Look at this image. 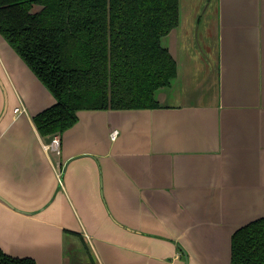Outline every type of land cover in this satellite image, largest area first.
<instances>
[{"label": "crops", "instance_id": "obj_1", "mask_svg": "<svg viewBox=\"0 0 264 264\" xmlns=\"http://www.w3.org/2000/svg\"><path fill=\"white\" fill-rule=\"evenodd\" d=\"M205 99L189 81L163 108L82 111L58 153L33 119L53 95L0 34V244L42 264H186L180 247L225 264L246 156L239 112Z\"/></svg>", "mask_w": 264, "mask_h": 264}, {"label": "trees", "instance_id": "obj_2", "mask_svg": "<svg viewBox=\"0 0 264 264\" xmlns=\"http://www.w3.org/2000/svg\"><path fill=\"white\" fill-rule=\"evenodd\" d=\"M178 21L179 0H0V32L57 98L35 116L43 135L82 108L159 106L177 74L161 38ZM0 264L39 263L0 247ZM233 264H264V217L234 234Z\"/></svg>", "mask_w": 264, "mask_h": 264}, {"label": "water", "instance_id": "obj_3", "mask_svg": "<svg viewBox=\"0 0 264 264\" xmlns=\"http://www.w3.org/2000/svg\"><path fill=\"white\" fill-rule=\"evenodd\" d=\"M40 8V5H35L33 10ZM199 15L203 16L202 22L196 20L190 24V18ZM228 30L231 32L232 52L224 39ZM0 34L53 95V103L35 113V120V116L56 103L57 98L6 37ZM161 43L176 60L177 74L169 84L155 90L159 106L82 108L77 110L78 119L64 131L42 136L45 143L49 144V149L55 147V136H61L76 125L82 111H141L169 106L170 100L177 97L189 81L199 84L203 91H212L215 99H205L204 103L212 102L218 108L229 106L239 112L237 126L241 135L240 145L246 156L244 198L229 228V258L225 264H233L234 234L247 224L264 217V0H179L178 24L162 36ZM239 91L244 99H232L234 92ZM252 97L257 99H249ZM7 108L6 100L0 120ZM120 133V126H111L110 135L113 139L119 137ZM0 247L12 256L32 257L42 264L34 256L14 255L1 244ZM185 253L189 264L187 251Z\"/></svg>", "mask_w": 264, "mask_h": 264}, {"label": "built area", "instance_id": "obj_4", "mask_svg": "<svg viewBox=\"0 0 264 264\" xmlns=\"http://www.w3.org/2000/svg\"><path fill=\"white\" fill-rule=\"evenodd\" d=\"M16 111H21V108L16 107ZM60 142H61L60 136L57 134L55 138L53 139V144L55 145V149L57 150L58 153L60 152V148H59ZM46 147L48 148L49 144H46Z\"/></svg>", "mask_w": 264, "mask_h": 264}, {"label": "flooded vegetation", "instance_id": "obj_5", "mask_svg": "<svg viewBox=\"0 0 264 264\" xmlns=\"http://www.w3.org/2000/svg\"><path fill=\"white\" fill-rule=\"evenodd\" d=\"M61 175H62V173H61ZM180 249L185 253V249L183 247H180ZM96 264H100V263H96ZM186 264H187V258H186Z\"/></svg>", "mask_w": 264, "mask_h": 264}]
</instances>
